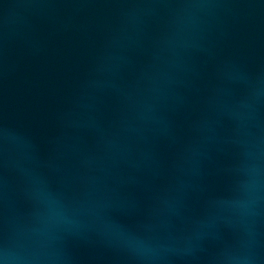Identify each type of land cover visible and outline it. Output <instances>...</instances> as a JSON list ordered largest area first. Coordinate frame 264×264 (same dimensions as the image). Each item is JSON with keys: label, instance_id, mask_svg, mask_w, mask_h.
Returning <instances> with one entry per match:
<instances>
[{"label": "water", "instance_id": "1", "mask_svg": "<svg viewBox=\"0 0 264 264\" xmlns=\"http://www.w3.org/2000/svg\"><path fill=\"white\" fill-rule=\"evenodd\" d=\"M0 264H264V0H0Z\"/></svg>", "mask_w": 264, "mask_h": 264}]
</instances>
